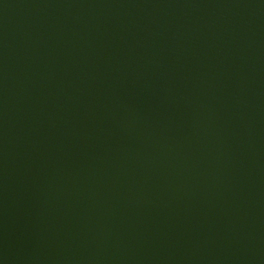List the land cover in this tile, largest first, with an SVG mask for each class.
Listing matches in <instances>:
<instances>
[{"label":"water","instance_id":"water-1","mask_svg":"<svg viewBox=\"0 0 264 264\" xmlns=\"http://www.w3.org/2000/svg\"><path fill=\"white\" fill-rule=\"evenodd\" d=\"M0 264H264V0H0Z\"/></svg>","mask_w":264,"mask_h":264}]
</instances>
